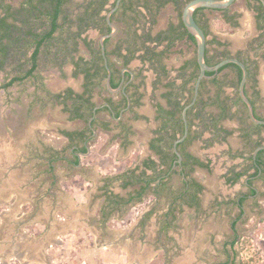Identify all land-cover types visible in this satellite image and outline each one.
Listing matches in <instances>:
<instances>
[{"label":"rangeland","instance_id":"obj_1","mask_svg":"<svg viewBox=\"0 0 264 264\" xmlns=\"http://www.w3.org/2000/svg\"><path fill=\"white\" fill-rule=\"evenodd\" d=\"M8 1L15 7L20 4V0ZM73 2L66 7L71 17L80 9ZM245 4L244 0L232 4L244 9V28L234 33L237 39L251 32L252 16ZM207 12L214 17L215 30L223 36L231 33L220 11ZM78 48L74 58H87L82 41ZM195 55V44H182V61ZM17 63L11 61L0 70V84L15 74ZM38 71L50 94L69 86L82 90V74L73 73L72 62L59 70L52 66L51 56L41 53ZM149 80L145 78L142 86L140 109L151 115ZM260 82L262 92L255 101L264 117V74ZM208 88L212 92L210 84ZM100 93L105 91L101 88ZM123 118L133 126L129 133L119 131L107 117L111 129L97 128L87 142L89 153H78L62 130L83 128L84 122L70 120L40 82L27 78L0 88V264H264V178H253L259 192L245 198L243 212L235 203L238 194L249 192L243 178L239 186L228 182L231 168L250 169L246 164L251 153L236 158L233 151L220 147L214 154L220 168L188 169L187 175L178 166L169 170L165 165L159 168L164 170V185L153 180L138 197L141 183L125 186L119 175L128 170L139 173L143 161L150 159L148 138L158 121L140 117L133 122L129 113ZM225 123L234 129L227 143L235 149L242 146L236 117ZM218 143L222 146V141ZM146 173L157 177L155 172ZM185 180L203 187L191 204L181 197ZM110 192L125 199L135 196L128 203L110 205ZM45 238L48 242L39 254L38 244ZM234 238L235 249L228 244Z\"/></svg>","mask_w":264,"mask_h":264},{"label":"flooded vegetation","instance_id":"obj_2","mask_svg":"<svg viewBox=\"0 0 264 264\" xmlns=\"http://www.w3.org/2000/svg\"><path fill=\"white\" fill-rule=\"evenodd\" d=\"M87 1L88 0H86V2ZM188 1L189 0H119L118 6L114 9L117 0H106L99 13L91 18H89V15H86L85 28L81 33V37H85L86 40L90 42L89 45L82 42L88 54L87 58L82 57L84 61L87 62V66H90L88 69L89 75L83 72L80 73L82 74L81 91H76L73 86H69L61 91L55 92L64 93L65 90L69 88L73 91L72 96L83 93L84 98L87 99L85 102L88 106L86 114L87 119H82L81 117L70 119L84 122L83 128L66 129L69 132L85 130L82 142L86 151L78 153H89L90 146H88L87 142L96 134L97 128L111 129L110 127L112 126L109 120H107V117L111 118L116 123V126L119 127V131L124 130V132L129 133V131L133 129V126L128 124V122H124L125 118H123L124 113H129V120L133 122H136L140 116L147 118L150 122L158 121V125L153 127L148 138V148L151 152L149 160H153L158 169L165 166L161 161L162 158L160 153L152 147L153 139L160 137L166 132L169 135L172 131H176V139L181 137L182 134L178 132L177 126H173V122H178L174 120L168 122L169 125L167 130L161 129L158 131L162 127L163 120L166 119L165 114L162 119L158 114L160 110L166 112L178 107V105H182L188 93H192L191 98H188V103H190L194 93V84L192 87L188 86L189 89L182 93V83L192 70L191 67L187 69L182 68L188 61L186 58L182 61V44H195L189 36L190 32L182 21V8ZM244 1L246 2L244 6L245 9L250 12L252 16L251 32L247 37L237 39L236 37L239 36L234 35L236 30L244 28L243 7H232V4L237 2V0L223 9L198 7L194 10L193 16L206 35V61L208 64H215L228 57H236L245 63L248 74L244 92L253 105L254 115L258 119L264 120V117L257 112L255 101V96H259L263 88L260 80L261 74H264V4L261 0ZM225 9L226 12L224 11ZM80 10L81 9H79V11ZM207 10L221 12V19L230 27L231 33L229 35L223 36L213 28L211 20L214 17L212 18ZM109 12H111L110 21L115 25V31L112 35L104 39L105 49L103 55L100 46V38L112 32V27L107 20ZM225 14H227L226 17ZM69 18L74 20L75 15L71 17L69 14ZM76 27V23L73 22L70 27V29H73L71 31L76 30ZM55 34H57V31ZM209 45H211L212 48H209ZM105 58L108 68L105 65ZM169 58L170 60L174 59L172 63L168 61ZM98 66H104V69L98 70ZM75 68L74 65V71ZM225 69L229 71L223 73ZM146 70H148V72ZM95 71H99V74L97 76L93 75V77L90 76V74ZM237 72V68L230 65L224 67L220 71L218 69L214 74H206L202 79L203 81H201L202 83H200L197 98L189 108L195 106L193 110L196 111L200 104L204 101L208 102L210 97L216 99L218 103L205 106L204 115L208 116L211 114L213 119L218 120L217 126L214 127L212 124L209 129H211L213 133H216L215 130H217L220 137L224 136L227 139L233 133L234 129L226 125L225 121L236 117L239 124L238 130L241 131L239 137L241 138L242 146L235 149L228 141V151L230 153L233 151V156L236 158H243L247 152H250V163L246 164V168L250 169L243 171L241 169L237 170L231 168L228 182L231 183V185H238L239 181H241L240 179L243 178V184L249 192L240 193L235 199V203L240 207L239 210L243 212V202L245 198H252L259 192L258 188L253 183V178H264L263 163L260 162V166L257 164L256 166L252 165L253 158H256L257 152L264 149V126L259 127L258 130L252 127L254 124L262 123L252 121L248 115L247 106L239 95L238 89L240 80L237 82ZM108 73L110 74L111 88L107 85ZM147 77L150 78L147 83L150 86V89H148L149 103L153 108V113H151V115L147 113L143 114L139 110L142 106V98L144 96L142 86ZM211 77L216 80L211 81ZM9 78H7L6 81H8ZM209 84L211 88L213 87L212 92H210V88H208ZM101 88L105 91V94L100 93ZM96 89L98 90L96 91ZM152 91H154V93ZM219 92L221 93L219 94ZM182 96L184 97L182 98ZM97 98H99V100ZM137 98H139V101H137ZM135 101H137V103ZM219 103L223 104L226 108L225 116L220 119H218L221 112L218 106ZM209 106H214V109H209ZM70 114L71 112L68 111V116H70ZM101 114H104V116H101ZM179 114L180 113L177 112V116ZM196 118L199 122H202L201 115ZM208 122L209 121H207V123ZM217 127H220L221 130H218ZM63 136L72 144L73 149H75V147H81L80 143H76V134L71 135V138L64 134ZM177 150L180 152L181 162L179 163L177 161L178 156L176 155V158L171 162L172 166L169 168L172 169L178 166L182 173V146L181 148L177 147ZM152 154L156 155L157 159H154ZM205 169L209 170L210 168ZM147 171H150L152 174L154 173L152 168L147 169ZM236 172H242V174L237 179L232 180ZM157 180L159 181L160 178H157ZM232 225H234V222ZM15 234H17L16 229L13 234L14 237ZM12 237L9 234V242L15 240L12 239ZM47 242L48 240L46 239L38 244L37 248H39V254L44 251V243ZM228 244H231L230 246L235 249V238ZM185 255V247L182 246V257ZM232 260L233 262L235 261L234 259ZM225 263L226 262H221L216 264Z\"/></svg>","mask_w":264,"mask_h":264},{"label":"trees","instance_id":"obj_3","mask_svg":"<svg viewBox=\"0 0 264 264\" xmlns=\"http://www.w3.org/2000/svg\"><path fill=\"white\" fill-rule=\"evenodd\" d=\"M70 1H74L73 3H77L79 8L81 9L75 14L74 20H71L69 18V13L66 10L67 4ZM105 2L106 0H88L87 2L86 0H82L80 2H77L75 0H20V4L15 7L8 0H0V70H2L11 61L18 60V63L13 69L15 74L12 75V77H10L8 81L0 84V87L6 88L16 81H23L27 78L36 83L40 82L41 88L44 89L56 102L61 103L63 105L64 111L71 112L69 116L70 119H73L75 117L87 119L86 114L88 106L85 103L87 99L84 98L83 93L75 94L74 96H72L73 91L67 88L64 93L60 92L50 94L44 88L45 86L41 82L43 80V76L39 73L38 66L40 63V55L42 53L45 56H51L52 66L57 67L59 70L63 69V66L66 63L72 62L76 67L74 74L83 72L86 75H89L88 69L90 66H87V62L84 61L82 56H79L77 59H75L74 53L79 50V41H82L86 45L90 44V42H88L85 37H81V33L85 28L86 15H89V18H91L95 14L99 13ZM224 11L226 12V9ZM226 16L227 14H225V17ZM73 22L76 23L77 29L71 31L70 27ZM56 31L57 34H55ZM189 36L193 40V42H195L194 36L191 33H189ZM230 65L237 68L238 72L236 77L237 82H239L242 76V71L237 64L232 62L227 63L220 67L219 71L224 67ZM98 67V70L104 69V66ZM188 67H191L192 71L182 83V93L185 90L189 89V87L187 88L188 83L195 79L198 74V64L196 62V59L187 61L182 66V68L186 69ZM98 72L95 71L94 73L90 74V76H97L99 74ZM214 73L215 71H206L207 75H211ZM210 80L215 81L216 79L214 80V78L211 77ZM220 93L221 92H219V94ZM208 100V102H202V104H200V106L194 112V116L196 117L201 115L202 122H200V125L202 128H208L212 124L214 127L217 126L218 120L213 119V117H211V114H209L208 116L204 115V109L206 105L215 104L218 103V101L216 99H212L211 97ZM137 101H139V98H137ZM137 101L135 102L137 103ZM188 102L189 100L182 103V105H178V107H175L166 112L164 110H160L158 116L162 119L163 115L165 114L166 119L163 120L164 122L162 124V127L158 131H160L161 129L167 130V127L169 125L168 122L174 120L178 122H173V126H177L178 132L180 134H183L184 123L181 112L185 104H187ZM220 103L218 104V106L220 107L221 112L218 119L224 117L226 111V108L223 106V104ZM194 107L195 106L187 110V118L188 115L193 111ZM177 112L180 113L178 116ZM207 121L209 122L207 123ZM188 125L190 127V122H188ZM262 126L264 125L254 124L252 127L258 130V128ZM217 128L218 130H221L220 127ZM84 131V129L76 130L74 132L62 130V133L66 136H69V138L72 137L71 135L76 134V143H81V147H75L74 151H86V148L82 142ZM215 131L217 134H219L217 130ZM175 133L176 131H172V133H169L168 135L166 132L163 133L160 137L153 139L152 147H154L160 153L162 163H167L168 161L173 162V159L176 158V153L173 150V142L176 139ZM184 143L185 139L177 143V147L181 148ZM182 153V172L187 171V169L193 170L195 165H208L203 164L198 158L191 155L189 152L182 151ZM77 156L78 155L75 156L76 163L78 162ZM263 156L264 149H261L257 152L256 158H253L252 165L256 166L257 164L260 166L261 163H263L264 166ZM171 166L172 163H170L169 167ZM151 168L154 170L155 174H157V177L150 176L148 173H146L147 169ZM163 172L164 170L156 168V163L153 160L145 159L143 161V168L139 173H135L134 170H128L124 174H120L119 177L124 178L125 186L141 183L140 188L136 192L137 196L141 197L153 180H157V178H160L159 184L164 185V182L162 180L165 174H163ZM184 174L186 175L187 173L185 172ZM241 174L242 172H236L232 180L237 179ZM184 184L185 187L181 194L182 200H184L185 202L187 201L189 204H191L192 201L196 200L197 193L200 192L203 187L201 183L195 180H193L192 183L185 180ZM189 190H192V192H190L189 196H187ZM106 194L107 192L104 193L105 197H108V195ZM134 196L135 195H130L127 199H125L118 195H112L111 193L110 201L108 200V202L110 205L128 203ZM186 196L187 199L185 198Z\"/></svg>","mask_w":264,"mask_h":264},{"label":"water","instance_id":"obj_4","mask_svg":"<svg viewBox=\"0 0 264 264\" xmlns=\"http://www.w3.org/2000/svg\"><path fill=\"white\" fill-rule=\"evenodd\" d=\"M234 1L235 0H189L188 2H186V4L182 8L183 24L185 25L187 30L194 36V39H195V53H196L195 59H196V62L198 64L199 71H198V74H197V76L195 78V82H194L193 98H192L191 102L188 103L187 105H185L183 110H182V119H183V123H184L183 134L181 137L177 138L173 143L175 153L178 156L177 161L179 163L181 162V155H180V152L177 150V143L184 140L188 134L189 128H188V122H187V109L195 102L197 95H198V92H199L200 83H201L202 79L206 76V71H215L216 72L220 67H222L226 63H230V62L237 64L241 68V71H242V76H241V79L239 82V89H238L239 95L247 106L248 115L252 121H254L256 123L264 124V120L258 119L254 115L253 105H252L250 99L247 97V95L244 92V86H245V82L247 80V74H248L247 67H246L245 63L236 57H228V58L222 59L221 61H219L215 64H212V65L208 64L206 61V35H205L202 27L196 22V20L193 16L194 10L198 7L223 9V8H226L229 5H231ZM261 1L264 4V0H261ZM118 3H119V0H117L114 9L118 6ZM110 14H111V12L108 13L107 20H108L110 26L112 27V32L109 34L103 35L100 38V46H101V50H102L103 55H104V49H105L104 39L106 37L112 35L115 31V25L110 21ZM105 65L108 68L106 58H105ZM107 85L109 88H111V86H110V74L109 73H108V77H107ZM254 156H255V154H254Z\"/></svg>","mask_w":264,"mask_h":264},{"label":"crops","instance_id":"obj_5","mask_svg":"<svg viewBox=\"0 0 264 264\" xmlns=\"http://www.w3.org/2000/svg\"><path fill=\"white\" fill-rule=\"evenodd\" d=\"M173 60L174 59L170 60L171 63L173 62ZM192 60H193V58L188 59V61H192ZM189 84H190V82L188 83L187 88H188V86L190 87ZM186 100H188V94H186V99H184L183 101H186ZM209 107H208L209 109H212V110L214 109V106H212V107L209 106ZM139 110L141 112V109H139ZM194 112L195 111L193 110L188 115V118H187L188 122H190V127H189L188 134L185 138V143L182 146V151L183 152H189L191 155L198 158L203 164H208L207 166L195 165L194 169L195 168H218L219 165L216 164L218 166V167H216L215 162H214L215 161L214 154H216V153L218 154L220 147L225 148V149L228 148L227 138H225L224 136L220 137L219 134L213 133V131L211 129H209V127L208 128H202L200 125V122L198 121L196 116H194ZM141 113H143V112H141ZM220 141H222V146H220L219 145L220 143H218ZM124 142H126V141H124ZM194 142L196 144H194ZM197 143H199V144H197ZM201 145H203V147ZM170 163L171 162L168 161L167 163L165 162L163 164L168 165V167H169Z\"/></svg>","mask_w":264,"mask_h":264}]
</instances>
